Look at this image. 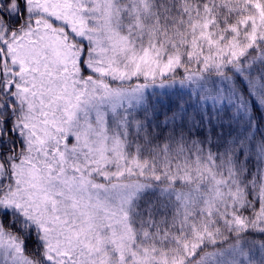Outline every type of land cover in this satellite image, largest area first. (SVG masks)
I'll list each match as a JSON object with an SVG mask.
<instances>
[{"label":"snow or ice","instance_id":"obj_1","mask_svg":"<svg viewBox=\"0 0 264 264\" xmlns=\"http://www.w3.org/2000/svg\"><path fill=\"white\" fill-rule=\"evenodd\" d=\"M0 264H264V0H0Z\"/></svg>","mask_w":264,"mask_h":264}]
</instances>
